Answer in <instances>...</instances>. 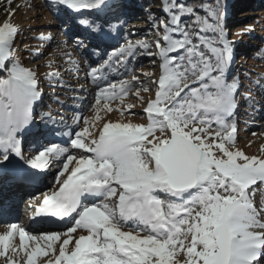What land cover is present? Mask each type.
<instances>
[{
  "label": "snow or ice",
  "instance_id": "obj_1",
  "mask_svg": "<svg viewBox=\"0 0 264 264\" xmlns=\"http://www.w3.org/2000/svg\"><path fill=\"white\" fill-rule=\"evenodd\" d=\"M51 3L58 16L64 12L62 28L79 33L72 36L76 50L87 47L86 56L107 59L87 74L96 85L90 107L97 114L90 120L71 109L72 130L57 142L67 120L43 112L37 122L34 108L43 96L38 72L16 62L18 28L10 20L0 25V176L23 173L39 183L41 173L62 159L54 179L58 190L42 193L33 220L41 218L36 222L42 227L43 218L71 224L40 235L8 224L0 234L4 264H15L21 250L26 264H36L57 244L59 253L47 264H264V206L251 198V186H264V158L236 148L239 100L253 104L250 90L242 92L240 78L229 75L235 51L226 0H162L163 16L149 13L151 42L125 36V17L134 6L127 0ZM257 51L264 58V50ZM65 55L78 68L71 53ZM138 55L158 62L159 76L149 81L156 86L154 99L140 95L151 89L130 67ZM109 72L120 79L109 80ZM58 77L59 72L45 77L54 91L62 85ZM261 80L250 82L264 90ZM130 93L146 105L147 124L106 122L96 128L101 101L111 111L109 102ZM74 103L83 106V100ZM17 235L19 250L12 243Z\"/></svg>",
  "mask_w": 264,
  "mask_h": 264
},
{
  "label": "rangeland",
  "instance_id": "obj_2",
  "mask_svg": "<svg viewBox=\"0 0 264 264\" xmlns=\"http://www.w3.org/2000/svg\"><path fill=\"white\" fill-rule=\"evenodd\" d=\"M153 11L156 12L155 18H158V14L162 13L161 6H154ZM11 13H14V15ZM227 17V25H232L227 29V33L229 39L233 42L235 51V60L231 65L229 75L240 78L239 82L243 86L242 92L250 90L248 94L253 104L252 107H249L243 99L239 100L236 148L248 156L264 158V151H262L264 149V100L261 99L264 98L262 96L264 90L250 82L257 80V77H264V58L257 51L258 49L264 50V0H234ZM125 19L127 26L124 28V33L127 39L132 41L145 39L149 42L155 39L154 31H149L151 29V21L148 20L146 14L143 12L129 13ZM6 20H10L19 31L13 52L16 62L22 67L38 72L37 78L40 82L39 86L43 96L42 101L34 108L37 122H39L40 114L43 112H50L53 116H56L57 113L61 114L66 118L69 127L62 128L60 136L55 137V139L57 142L67 140L68 137L65 133H70L72 130L71 120L74 115L71 109H80L90 120L97 114L90 107L91 104L95 103V92L97 89L96 85L92 83L91 77L87 74L90 71V66L92 68L102 66L107 57L104 56L102 59L103 54L86 56L88 53L87 47L80 49V51L76 50L72 42V36L79 33L66 32L62 28L64 12L61 10L58 16L56 14V6L51 3V0H0V25ZM249 27L252 29L250 32L246 31ZM239 33L243 34L238 35ZM41 36L50 37V40L40 41L38 38ZM124 42V40H121V45ZM65 53H71L72 59L78 63V68L68 63V57ZM154 59V57L149 55H138L130 66L134 69L135 75L144 82V85L151 89V92H140V95L145 99L155 98L156 86L149 82L159 76L158 62L153 63ZM114 67H118V65H114ZM53 72H59V77L56 79L62 81V85H56L55 91L53 87L49 86V80L45 78L47 74ZM144 73H151L152 75L145 76ZM3 75L0 74V76ZM126 78L131 80V76ZM108 79L118 80L120 77L109 72ZM260 83L264 84V80H261ZM84 89H87V92L84 95H80ZM57 99L59 103L56 102ZM74 100H83V106L74 103ZM103 105L104 101H101L98 106L100 109L98 114L101 119L95 121L96 128L102 127L106 122L131 123L135 125L147 124L144 112L146 105H142L134 93L127 95L123 101L115 100L109 102L108 106L112 109L111 111H106ZM56 118L59 119V116ZM61 146L68 147L69 152L73 151L68 145L61 143ZM28 153H31V156L33 155V151L25 147V156H29ZM55 163L54 169H52L53 166L49 169L50 171L52 169V173L46 177L42 184L45 190L58 189V185L54 186V179L57 171L62 166L63 160H57ZM73 165H69V168L71 169ZM251 187L256 189L251 197L254 204L257 207L264 206V186L258 183ZM29 203L32 204V202ZM14 210L17 212L16 208ZM16 218L7 220L3 227L7 228L9 223H17L20 226L21 222L16 221ZM70 226L71 224L67 227ZM65 229L58 231L62 232ZM42 232H49V230H41L34 232V234L37 235V233L41 234ZM80 234V230H77L73 235L78 238ZM83 234L86 235L87 233ZM28 245L29 249L33 246L32 242ZM71 247L72 245L70 244L69 248ZM17 249L19 250V247ZM58 253L59 244L56 246V251L50 253L49 256L37 257L36 264L47 263L50 258L54 260ZM9 255H11V252ZM180 258H183L182 254ZM0 264H4L3 257H0ZM15 264H26L24 251H20V256L16 259Z\"/></svg>",
  "mask_w": 264,
  "mask_h": 264
},
{
  "label": "trees",
  "instance_id": "obj_3",
  "mask_svg": "<svg viewBox=\"0 0 264 264\" xmlns=\"http://www.w3.org/2000/svg\"><path fill=\"white\" fill-rule=\"evenodd\" d=\"M233 1L234 0H226L228 12H230V8H231V6L233 4ZM127 2L132 4V5H134L133 7L128 9V14L129 13H140V12H143L144 14H146L148 20L151 21V22H152L153 17H150L149 13L156 14V12L153 11V7L157 6V5H160L161 9L163 7L162 0H127ZM187 2L188 3H193V4H198L200 2V0H187ZM158 16L159 17L163 16V13L158 14ZM227 22H228V20H227ZM227 26H228L227 27V29H228L232 25L230 24V25H227Z\"/></svg>",
  "mask_w": 264,
  "mask_h": 264
},
{
  "label": "bare ground",
  "instance_id": "obj_4",
  "mask_svg": "<svg viewBox=\"0 0 264 264\" xmlns=\"http://www.w3.org/2000/svg\"><path fill=\"white\" fill-rule=\"evenodd\" d=\"M51 172H52V170H51ZM43 179L45 180V178H43ZM36 196L37 195H31L30 197H28L29 199H26V202H28V200L29 201L35 200L36 199ZM12 199H13V202L7 207V210H6L7 212L0 211V226H2V227L5 226V222H6V219L7 218L12 219V218H16L18 216V210L16 209L17 210V212H16L14 210V208H16L19 198L18 197L17 198L12 197ZM25 205H26V203H25ZM20 225L23 228L25 227V230L28 229L29 232L37 231V229H44L45 228L44 226L43 227L42 226H40V227H34L33 225L32 226H29L27 228L26 226H24L23 223H21ZM2 227L0 228V234H3L5 231L8 230V227L7 228H5V227L2 228ZM37 235H40V233H37ZM15 242L19 243V237H18V235L14 238V240H13L12 243H15ZM41 244L43 245V242H41Z\"/></svg>",
  "mask_w": 264,
  "mask_h": 264
}]
</instances>
